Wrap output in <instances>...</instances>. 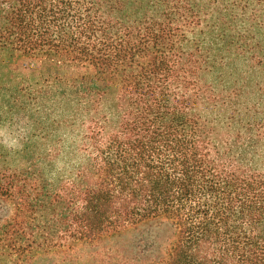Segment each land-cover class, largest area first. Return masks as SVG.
Listing matches in <instances>:
<instances>
[{"label": "trees", "instance_id": "16d2710c", "mask_svg": "<svg viewBox=\"0 0 264 264\" xmlns=\"http://www.w3.org/2000/svg\"><path fill=\"white\" fill-rule=\"evenodd\" d=\"M0 126V264H264V0H0Z\"/></svg>", "mask_w": 264, "mask_h": 264}, {"label": "rangeland", "instance_id": "374dc122", "mask_svg": "<svg viewBox=\"0 0 264 264\" xmlns=\"http://www.w3.org/2000/svg\"><path fill=\"white\" fill-rule=\"evenodd\" d=\"M173 232L170 220L146 222L136 229L79 244L72 253H48L41 255V259L50 264H130L140 240L144 245V241L147 243L154 240L156 235L167 237Z\"/></svg>", "mask_w": 264, "mask_h": 264}, {"label": "clouds", "instance_id": "9594fccd", "mask_svg": "<svg viewBox=\"0 0 264 264\" xmlns=\"http://www.w3.org/2000/svg\"><path fill=\"white\" fill-rule=\"evenodd\" d=\"M24 129L20 128L16 133H13L8 127L0 126V145L6 149L15 150L21 147L19 142V134L23 133Z\"/></svg>", "mask_w": 264, "mask_h": 264}]
</instances>
